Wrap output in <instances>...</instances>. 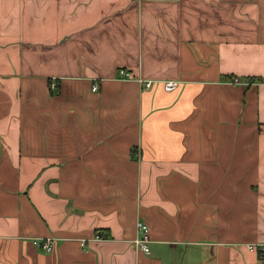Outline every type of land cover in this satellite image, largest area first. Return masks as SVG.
<instances>
[{
  "label": "crops",
  "instance_id": "obj_1",
  "mask_svg": "<svg viewBox=\"0 0 264 264\" xmlns=\"http://www.w3.org/2000/svg\"><path fill=\"white\" fill-rule=\"evenodd\" d=\"M247 245L264 0H0V264H255Z\"/></svg>",
  "mask_w": 264,
  "mask_h": 264
},
{
  "label": "built area",
  "instance_id": "obj_2",
  "mask_svg": "<svg viewBox=\"0 0 264 264\" xmlns=\"http://www.w3.org/2000/svg\"><path fill=\"white\" fill-rule=\"evenodd\" d=\"M119 79L120 80H133L131 73L125 70H119L118 71ZM141 83H144V86L149 88L151 85V81H142L137 80ZM230 83L238 84L237 79H232ZM177 83L174 81H167L164 82V90L165 91H172L176 87ZM92 90H96V86L92 87ZM136 237L133 239L132 243L137 248L142 250L145 254L149 253L148 243H149V230L145 223L142 221H138L136 223ZM52 242L53 239H45L42 244V250L45 253H49L52 250ZM257 248L259 250V259L255 264H264V245H247L248 250H254Z\"/></svg>",
  "mask_w": 264,
  "mask_h": 264
}]
</instances>
